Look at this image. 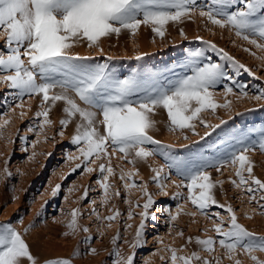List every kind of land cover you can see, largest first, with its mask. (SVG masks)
<instances>
[{"label":"snow or ice","instance_id":"obj_1","mask_svg":"<svg viewBox=\"0 0 264 264\" xmlns=\"http://www.w3.org/2000/svg\"><path fill=\"white\" fill-rule=\"evenodd\" d=\"M240 3L242 7L235 8L231 0H213L205 10L197 7L196 0H0V34L6 36V48L0 50V73H4L0 75V83L7 84L12 90L6 111L23 109L26 98L39 97V111L34 117L36 124L29 126V131H34L39 136L47 126L53 124L50 113L58 106V102H62L64 115L59 121L60 128L56 135L63 137L65 130L75 122L71 143L79 155H68L67 160L79 161L72 169L73 172L80 169L81 174L96 171L100 173L102 179L97 182L103 189V204L108 203L111 195H121L118 189L113 193L109 192L112 187L109 178L117 175L112 158L118 157L135 169L126 172L121 168L119 174L127 191L138 189L146 198L142 205L139 201L134 203L135 207H140L143 211L128 212L129 220L136 215L140 217L133 240H124L133 249V253L127 256L121 254L118 242L123 238L118 230L112 239L113 245H117L110 254L115 257L112 264H135V249L146 242L145 229L149 220H156L155 214L150 212L157 203L153 194L148 191L146 182L134 179V176L139 175L136 166L140 163L147 164L155 156H163L166 167L175 169L176 175L180 177L177 182L169 174H165L164 167L149 165L153 173L152 182L159 189V194L169 195L168 183L177 189L186 188L185 203H190L195 211L185 214L195 217L199 213L211 220L210 230L219 237L217 240L211 236L206 239L189 236L179 250L166 246L165 250L170 253V264H177V261L181 264H222L224 259L232 264H242L238 258L241 255H247L253 264H264V260L255 255L256 252L264 253V236H257L246 229L238 222L233 206L221 204L216 199L214 190L223 182L213 180L209 171L215 169L216 172H221L222 168L234 167L238 180L232 179L231 183L245 190L248 202H256L264 215V181L253 174L254 163L248 155L257 148L264 152V130L260 133L258 144L240 141L239 148L214 161L203 158L191 161L177 159L167 152L172 145H165L150 134L156 130L158 121L154 117L161 109L166 112L168 131L187 130L199 135L195 131L197 124L215 131L220 124H209L202 114L215 113L218 108L231 106V101L227 99L223 104L216 102L217 86H222L225 96L233 94L238 95V98L264 100V88L250 95L249 85L235 81L232 70H243L250 75L254 73L223 48H218L212 41H205L201 36H197L196 40L215 49L218 59L205 56L202 49H194L186 57L184 74L166 84L146 86L135 78L116 79L107 71V64H88L86 61L91 57L73 52L75 47L82 44L103 52L100 47L102 39L112 36L118 38L125 31L135 36L141 26H151L154 37L163 39L166 26L170 23H183L186 19L191 21L196 12L212 25L234 31L237 37L264 52V0H240ZM233 8L235 10H229ZM179 34L187 39L183 28L179 29ZM136 59H141V56ZM229 80L233 84H228ZM4 114L0 113V119ZM25 114L24 111L19 113L21 118ZM9 123L10 119H3L0 123V136ZM220 123L224 124L226 121L221 120ZM211 134L206 131L201 140ZM182 138L188 139L187 135ZM47 139L49 137L45 136V140ZM9 142L14 143L11 140ZM35 145L36 142L32 147ZM35 155L33 152L28 158L31 160ZM97 161H101L98 167H92ZM9 163L10 161H5L3 175L6 177L12 176L8 169ZM61 187L57 184L52 189L53 197L58 195ZM88 192L89 188H85L82 199H87ZM126 202L130 205L133 203ZM213 207L223 209L228 214L227 227L220 212L209 213V209ZM183 209L184 204H180L177 205L175 214L167 206L163 211L168 214L170 221H176ZM93 214L97 219L107 221L106 226L109 228L121 216L118 209L105 217H101L95 209ZM68 215L71 219L66 224L69 231L64 233L65 236L75 235L81 230L78 218L83 214L78 208H73ZM19 222L23 223V219L20 218ZM32 227L34 225H29L24 233L29 232ZM130 228L132 225L127 224L125 231ZM82 230L88 231L87 228ZM203 231L206 233L209 229L205 228ZM176 234L184 236L182 230ZM193 242L209 253V257H202L196 251L186 256L177 254ZM217 247L223 250V255H215ZM87 251L91 254L97 252L95 248ZM76 254L80 253L77 251ZM160 259L164 260L165 257L161 256ZM0 264H38L24 235L12 223L0 224ZM44 264H73V261L70 258H50ZM145 264L149 262L146 260Z\"/></svg>","mask_w":264,"mask_h":264},{"label":"rangeland","instance_id":"obj_2","mask_svg":"<svg viewBox=\"0 0 264 264\" xmlns=\"http://www.w3.org/2000/svg\"><path fill=\"white\" fill-rule=\"evenodd\" d=\"M212 2L213 0H196V5L198 8L206 10ZM231 3L235 8L242 7L240 0H231ZM235 8L229 10H235ZM166 27L163 39L158 36L154 37L151 26H141L135 36H131L125 31L118 38L112 36L102 39L100 47L103 48V52L96 48H88L86 44L75 47L73 52L91 57L92 59L86 61L88 64H107V71L116 79L135 78L146 86H150L166 84L176 76L183 75L186 71V57L194 49H202L205 56L218 59L215 49L208 48L206 44L196 40L197 36H201L205 41H212L218 48H223L236 61L254 73V75H250L243 70L240 72L232 70L235 73V81L249 85L250 95L256 94L261 88H264V52L237 37L234 31L212 25L206 18L200 17L198 12L193 14L191 21L186 19L183 23H170ZM180 28L184 29L187 39L180 36ZM5 48L6 36L0 34V50ZM245 49L251 51H245ZM137 56H141V59L137 60ZM2 74L4 73H0V75ZM227 83L233 84V81L229 80ZM11 92L12 90L7 84L0 83V113H5L0 119V123L3 119H10V123L3 129V135L0 136V224L12 223L18 231L26 236V241H29L32 235L37 236L34 240L40 244L39 250L55 252L58 249L56 252L65 254L53 255V257L70 258L73 264H112L115 257L110 254L117 247V245H113L112 239L118 230L123 238L118 242L121 254L123 256L132 254L133 249L124 243V240L129 242L133 240L135 230L140 223V217L136 215L132 220H129L128 212L130 210L134 213L143 211L142 208L135 207L134 203L139 201L142 205L146 198L138 189L127 191L119 179V174L121 168L126 172L135 171V169L132 165L120 161L118 157L112 158V165L117 175L109 178L112 185L109 192L113 193L118 189L121 195L119 197L111 195L108 203L103 204V189L97 182L102 179L100 173L96 171L81 174L80 169L73 172L72 169L79 161L67 160L68 155H79L76 147L71 143L75 122L69 125L63 137L56 135L60 128L59 121L64 115L62 102H58V106L54 107L50 113L53 124L47 126L44 133L37 136L34 131H29V126L36 124L34 117L35 113L39 111L40 98H26L23 109L16 108L15 111H6L10 103ZM226 99L231 101L230 108L221 107L215 113L204 112L202 114L209 124H220V127L215 131L206 129L199 124L195 129L199 135L187 130L184 132L168 131L166 112L161 109L154 117L158 121L156 130L150 134L163 144L172 145L173 147L167 149V152L177 159L185 161L201 158L214 161L217 158H223L226 153L239 148L240 141L246 144H258L261 139L260 133L264 130V100L256 101L248 97L238 98V95L233 94L225 96L222 86L218 85L215 92L216 102L223 104ZM21 111L26 113L23 118L19 115ZM221 120L226 123L221 124ZM206 131H210L212 134L201 140V136ZM184 135H187V140L182 138ZM45 136L49 139L45 140ZM9 140L14 143H10ZM197 141L199 143H195ZM34 142L36 145L33 148ZM25 148L27 151H24ZM33 152L36 155L30 160L28 157ZM248 155L254 163L253 174L264 181V152L257 148ZM6 160L10 161L8 169L12 173L11 177L3 175ZM100 162L97 161L91 166L97 168ZM149 165L164 167L165 174H169L171 179L177 182L180 181L175 169L166 167L163 156H155L147 164L140 163L136 166L139 169V175L134 176V179L137 182L147 183L148 191L153 194L157 203L150 210L155 214L156 220H149L147 224L144 237L146 242L142 247L135 249V264H145L146 260L149 264H170V253L165 250L166 246L179 250L181 246L185 245L186 238L189 236L193 238L199 236L201 239L211 236L218 240V235L210 230L212 228L211 220L199 213L195 217L185 214L195 211L190 203H185L186 188L177 189L165 181L168 183L169 195L159 194V189L152 182L153 173ZM209 171L213 180L223 182L218 184L214 190L216 199L221 204H231L236 211L238 222L246 229L256 233L257 236H264V215L261 214L258 205L256 202L249 203L246 191L231 183L232 179L238 180L235 176V168L225 167L221 172H216L215 169ZM57 184L62 187L58 195L53 197L52 189ZM85 188H89L88 197L82 199ZM69 189H73V191L70 192ZM176 193L180 195L176 196ZM257 195L259 196V193ZM93 201H95L94 204ZM126 201L133 203L130 205ZM45 202H47L46 205ZM180 204H184L183 211L176 221H170L163 208L167 206L175 214L177 205ZM73 208H78L83 214L78 218V226L81 230L75 235L65 236L64 233L69 231L66 224L71 219L68 213ZM93 209L101 217L111 215L118 209L121 216L117 221L112 222V227L109 228L106 226L107 221L97 219L93 214ZM213 212H220L224 216L225 227H227L228 214L223 209L216 207L209 209L210 214ZM20 218L23 219V223L19 222ZM127 224H131L132 228L125 231ZM29 225H34V227L24 233V229ZM83 228H87L88 231L84 232ZM205 228L209 229L206 233L203 231ZM181 230L184 232L183 237L176 234ZM158 241H162V243ZM29 245L31 246V244ZM89 248H95L97 252L91 254L87 251ZM77 251L80 253L79 255L76 254ZM192 251L198 252L205 258L210 255L194 242L187 244L184 250L178 251L177 254L186 256ZM215 255H223V250L217 247ZM255 255L260 260H264V253L256 252ZM34 256L39 258L37 254ZM161 256H164L165 259L161 260ZM238 258L242 264H253L247 255H241ZM47 259L41 260L40 264H44ZM177 264H181V262L177 261ZM222 264H232V262L224 259Z\"/></svg>","mask_w":264,"mask_h":264},{"label":"bare ground","instance_id":"obj_3","mask_svg":"<svg viewBox=\"0 0 264 264\" xmlns=\"http://www.w3.org/2000/svg\"><path fill=\"white\" fill-rule=\"evenodd\" d=\"M26 236H24V238H25ZM35 237H37V236H35V235H32L31 236V238H30V242L28 241H26L27 243H29V244H31V246H30V250L33 252V254L34 255H39V258L37 259V261H38V264H40V261L41 260H43V259H47V258H49V257H53V255H59V254H65L64 252L63 253H58V252H47L46 250H39V243L36 241V240H34L35 239ZM33 239V240H32ZM26 240V239H25ZM59 257V256H58ZM54 258V257H53ZM60 258V257H59ZM42 262V261H41ZM42 264V263H41ZM80 264V263H79Z\"/></svg>","mask_w":264,"mask_h":264}]
</instances>
